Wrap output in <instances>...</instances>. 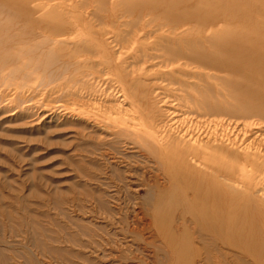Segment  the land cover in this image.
I'll return each mask as SVG.
<instances>
[{
  "label": "rangeland",
  "instance_id": "1",
  "mask_svg": "<svg viewBox=\"0 0 264 264\" xmlns=\"http://www.w3.org/2000/svg\"><path fill=\"white\" fill-rule=\"evenodd\" d=\"M159 1L0 0V24L37 18L34 24H73L81 28L80 36L88 32L95 37L87 52L73 54L69 69L62 60H37V69L29 59L20 60L16 71L12 65L2 68L0 50V264H108L110 259L90 252L99 232L95 224L104 234H111L121 215L135 218L143 228L154 224L152 205L158 202H146L152 214L139 219L142 209L120 180L125 167L111 165L119 159L153 182L155 158L139 142L147 135V123L157 137L180 140V148L200 149L205 159L211 158V179L218 184H211L212 198L226 193L223 201L251 204L264 218V87L246 79L253 90L235 99L238 89L223 83V72L195 77L184 71L189 69L184 63L170 64L165 47L170 50L179 40L204 44L208 31L186 36L184 30L161 27L241 24L244 16L226 18L225 5L235 8L234 0H211L219 1L211 11L205 9L208 0H173L177 7L164 14L157 9L162 2L152 8ZM11 10L17 13L12 23L4 16ZM70 48L64 54L78 50L73 44ZM13 58L11 63L18 61ZM129 87L141 89L143 101L131 98ZM204 92H210L211 106L217 107L211 112L196 111L187 102L189 93L201 98ZM241 103L261 116L228 111L240 110ZM139 188L146 199L148 189ZM158 204L171 205L167 197ZM253 224L261 229L259 220ZM197 239L194 262L180 249L185 239L174 236V248L157 252L156 264H240L242 251L220 244L219 249L211 245L208 261L205 252H196L203 243Z\"/></svg>",
  "mask_w": 264,
  "mask_h": 264
},
{
  "label": "bare ground",
  "instance_id": "2",
  "mask_svg": "<svg viewBox=\"0 0 264 264\" xmlns=\"http://www.w3.org/2000/svg\"><path fill=\"white\" fill-rule=\"evenodd\" d=\"M220 1L222 3L225 0ZM161 2L162 5L157 7ZM218 3L219 1L208 0L205 9L211 11V6L219 7ZM244 4H246L245 8H243ZM229 6L230 4L225 5L226 10H228L226 18L235 16L234 18L238 19L244 16L241 24H163L161 27L171 26L170 28L175 29L176 32L179 29L184 30L182 33L185 32L186 36L195 35L200 30L208 31V35L202 38L205 39L204 44L200 40H179V43L176 42L177 46L175 43L173 44L174 47L170 49L171 51L165 47L168 51V61L170 64L184 63L189 68L184 71L193 73L192 75L195 77L211 76V71L214 70L223 72L224 74L220 76V79L227 87H237L238 95L235 96L234 94L232 97L239 99L243 92L253 90L245 83L246 79L252 80L255 85L259 86L260 84L264 87V0H234L233 6L235 8ZM155 7L164 14V12L173 11L177 4L173 0H160L152 8ZM132 10L133 8H130L129 12ZM141 10H145V7H142ZM16 14L11 10L4 13V16L7 21L12 23ZM209 21L211 22V19ZM33 22L37 23V18L26 21L24 24H0L2 68L12 65L13 70L16 71V64L22 63L20 60L29 59L30 62H35L34 67L37 69L41 65L37 64V60L54 64L62 60L63 68L69 69L72 65L73 54L87 52L94 46L95 37L88 32L82 35L83 37L80 36L79 33L82 30L79 26L73 24H34ZM69 43L75 45L79 51L74 49L71 54H64V52L72 49L70 48L72 44ZM211 47L214 48L212 52ZM13 55H16L15 59L18 61L11 63L10 60L14 59ZM209 93L202 94L201 98H198L195 93H189L187 98L189 106L196 111L211 112V108L217 107L211 106ZM127 94L131 98L142 101L145 97L141 93V89L138 88L129 87ZM241 104L243 107L240 110L228 109V111L236 115L241 114L244 117L261 116L260 113H256L252 105ZM217 106L218 108L221 107L220 104ZM146 127L147 135L144 134L139 137V142L155 158L156 174L153 182L142 178L143 175L128 167L131 165H121L119 159V161L111 160V165L115 168L123 167L124 169L125 167L126 170L124 169L123 173L126 176H120V180L125 183L123 189L126 187L125 191L130 192V195L137 201L136 204L140 206V210L142 209L141 212L137 213V215L140 214L139 216L135 214L139 219L142 220L143 217L152 214L150 213L152 210L146 206L147 203H152V200L159 203L164 197H167L168 200L170 199L171 205L168 204L166 208L158 203L152 205L155 212L152 214L154 224L149 225V221L148 226L150 227L147 228L141 227V223H137L135 218L129 220V217L124 218L122 215L121 218L118 216L117 227L111 231V234H104L107 231L104 232L100 225L95 224L99 232L96 234L97 240L92 241L95 250L90 249V252L99 253L96 255L100 258L110 259L108 264H156L158 261L157 252L173 249L174 236H181L185 239V243L183 248L180 246V249L184 250L188 256H193L190 257L193 262L195 261L193 245L195 240L200 238L203 243L196 252H205L207 255L205 259L208 261L211 260V245L216 246L217 249L220 248V245L222 248V245H228L242 251L238 259L240 264H251L248 263V259H251L253 264H264V218L261 217L260 209L258 207L253 208L248 203L240 204L234 198L223 201L222 195L224 196L226 193H219L216 195V199L212 198L211 184L213 186L218 184L216 178L211 179V158L205 159L200 149L180 148V140L179 143L174 139L157 137L156 132L148 123ZM113 172L115 171L113 170ZM234 175L233 173L232 176ZM140 186H145L148 189L146 199H143L139 194ZM122 204L124 207L123 202ZM187 215L189 217L191 215L193 218L189 219ZM255 219L262 223L261 229L255 228L253 224ZM215 221L221 223L215 226L213 224ZM145 231H148V237ZM89 262L91 264V261Z\"/></svg>",
  "mask_w": 264,
  "mask_h": 264
}]
</instances>
